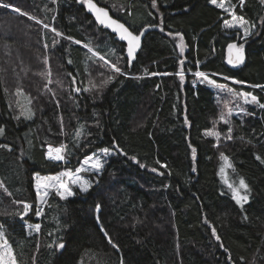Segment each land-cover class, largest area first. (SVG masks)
<instances>
[{"label":"trees","instance_id":"1","mask_svg":"<svg viewBox=\"0 0 264 264\" xmlns=\"http://www.w3.org/2000/svg\"><path fill=\"white\" fill-rule=\"evenodd\" d=\"M95 1L135 33L158 26L149 27L131 64L124 43L77 0H0L11 5L0 6V230L18 264H264V108L195 76L203 72L264 104V89L251 87L264 85V4L231 0L249 21L252 34L243 39L242 30L223 27L231 17L208 0ZM232 42L246 55L235 69L225 64ZM93 52L119 59L123 74ZM61 144L66 159H47V146ZM105 147L113 154L102 158L100 173H87L88 192L73 186L61 200L51 189L37 202L36 173L75 170ZM221 153L231 164L224 173ZM235 178L248 185L242 204L225 183ZM17 201L31 206L27 215ZM35 224L39 232L29 230Z\"/></svg>","mask_w":264,"mask_h":264},{"label":"snow or ice","instance_id":"2","mask_svg":"<svg viewBox=\"0 0 264 264\" xmlns=\"http://www.w3.org/2000/svg\"><path fill=\"white\" fill-rule=\"evenodd\" d=\"M55 2V0H53ZM78 3H81L85 9L91 13L95 21L97 22L98 25L103 26L104 28L111 29L113 33H115L118 36V39L120 41H126L127 43V62L131 64L132 60L135 58V53L141 46V37L143 36L144 32L147 31V27H158L157 25H149L143 28L139 34H135L133 31H130L128 27L125 26V24L120 23L117 19H113L110 15L108 10H106L104 7L98 6L97 3L94 2V0H77ZM208 3L214 5L218 9H222L223 12L227 13L231 19H224L223 21V27L225 29H239L243 31V39H247L248 36H250L252 33L249 31L246 25L249 24V21L246 20L243 16H237L235 14V7L236 5L231 3V0H208ZM244 0H240V4H243ZM261 3L264 4V0H261ZM0 6L3 7H11L9 4H2ZM152 7H156V0H152ZM13 11L20 13L21 15H28L27 13L21 12L19 8H13ZM29 19H36L35 17H32L29 15ZM37 23H40L39 20L36 21ZM45 28H48L49 26L47 24L44 25ZM252 27H255L252 25ZM163 31V28L160 29ZM52 32L55 33L56 36H62L63 34L56 30L55 28L51 29ZM169 35H172L169 33ZM175 35L180 36L179 33H176ZM68 39H71L70 37ZM181 42L176 45L183 53L184 51V45H183V37L181 36ZM56 41H53V44H55ZM75 43L79 44L81 43L80 41H75ZM87 47V46H86ZM228 49V57H227V63L230 65H238L242 64L245 59V53H244V45L243 44H237V43H229L227 46ZM89 51L92 52V49L89 48ZM93 56L98 57L100 61H103L104 66L109 67L113 72L117 74H123L121 68L118 66L119 64V59L115 62L112 63L108 59H106L105 56L100 55L98 52H93ZM45 62H47V58H45ZM71 63V61H69ZM181 66H183L184 61H180ZM176 75L180 77L181 83L184 81V70L183 67H181V71L177 72ZM195 76L197 78H200L201 83H207L208 85L218 88L221 90H226L230 93H233L234 95L238 97H243L244 103L247 104H257L259 107L264 108V104L260 103L259 100L255 95H252L251 93L248 92H239L236 93L234 92L233 89L227 88L226 85L224 84H219L216 83L214 80L209 79L205 73L196 71ZM113 77L110 75L108 76L107 80H104L101 84V86L106 85L109 81H111ZM225 80L232 79L230 77L224 76L223 77ZM73 83H75V80H73ZM233 83H242L239 80H234ZM97 87L96 85H93V88ZM253 88H261L264 89V85H251ZM89 89H84V91H88ZM75 91L79 92L80 89L76 88ZM22 115L25 116V118H31V113H21ZM229 115H231V110H229ZM221 119L225 122L228 123V120L225 117H221ZM188 123L187 118H185V124ZM63 131V129H62ZM0 132H3V129L0 128ZM232 129H228V135L226 136L227 139H232L233 137L231 136ZM82 134V128L78 129L76 132L77 138ZM206 136H216L219 138V133L213 132V131H206L205 132ZM0 147H6L3 145H0ZM66 145L61 144L59 147H52L51 145L48 146V151L46 153V158L52 161H64L66 159L65 155V149ZM113 147L115 148L116 145L113 144ZM191 147V146H190ZM101 153H103L104 156H109L112 155L113 152L110 148H102L99 150ZM119 152V149H117ZM120 154H125L120 152ZM192 154L193 158L195 159L196 156V149H192ZM133 161L136 160V157H130ZM221 159L224 161V166L221 167L220 172L224 173L225 167H231V164L228 163V159L226 156H224L223 153H221ZM257 159H260L258 156ZM159 164L160 162L157 161ZM140 167H145V165L141 164ZM161 167H166V165H161ZM103 168V163L101 161V158L96 155H89L85 157L83 161L80 162V166L75 169V172L71 170H65L61 171L57 175H52V176H40L36 174L34 176V179L36 181L35 188H36V199L37 202H42L45 200V198L49 195V191L51 188L55 189V193L61 200H65L68 197H71L74 195V192L70 185H76L79 188V191L82 193H86L89 191L91 184L88 180L83 179L80 176V173L82 172H94L98 173L100 170ZM196 169L193 168V171ZM152 171H157V169L153 168ZM67 178V182L63 180L62 178ZM225 183L227 184L228 188L232 192V198L236 201L237 204H242V202H247L248 196L242 195L240 193V190L243 189L245 192L248 190V185L245 183L244 179L241 178L239 180L238 187L234 186L231 183H228L227 180H225ZM4 187L2 184H0V188ZM7 191V189H5ZM9 195H11L9 193ZM16 203H23V213H21V216L23 217L24 215H27L28 211L30 210L31 206L25 202L17 201ZM99 205H97V210H99ZM42 212L41 210H37L35 212V215L37 217L41 216ZM34 227L37 232L40 230V224H35ZM101 231H104V229H101ZM105 236L108 238L109 244L112 245L113 248L118 249V245L115 244L111 237L108 236L107 232H104ZM212 235L216 237L217 240H219V236L216 234L215 229L213 228L212 230ZM58 248H63L64 244L60 243L57 245ZM0 264H18L17 257L13 251V248L9 245V242L7 238L5 237V233L0 230ZM121 264H123V260H121Z\"/></svg>","mask_w":264,"mask_h":264},{"label":"water","instance_id":"3","mask_svg":"<svg viewBox=\"0 0 264 264\" xmlns=\"http://www.w3.org/2000/svg\"><path fill=\"white\" fill-rule=\"evenodd\" d=\"M94 2L95 3H97L95 0H94ZM98 4V3H97ZM98 6H100V7H104V6H102V5H99L98 4ZM106 10H108L106 7H104ZM86 10V9H85ZM86 12L88 13V14H90L92 17H93V19L95 20V18H94V16L91 14V13H89L87 10H86ZM108 12H109V10H108ZM109 15L113 18V19H117L120 23H123V24H125L124 22H122L121 20H119L118 18H116V17H114V16H112L111 14H110V12H109ZM96 22V21H95ZM97 23V22H96ZM98 25V24H97ZM100 26V25H99ZM125 26L126 27H128L126 24H125ZM101 27H103V26H101ZM104 28V27H103ZM129 28V27H128ZM145 28V27H144ZM104 29H106L108 32H110L111 34H113L114 35V37H115V39L116 40H118V41H120L119 39H118V36L115 34V33H113L112 31H111V29H108V28H104ZM143 29V28H142ZM141 29V30H142ZM148 29H149V27H147V31H148ZM129 30H130V28H129ZM131 31V30H130ZM147 31H145L144 32V34H143V36L141 37V46H140V48L137 50V52L135 53V58H136V56H137V54H138V52L140 51V49H141V47H142V42H143V39H144V36H145V34H146V32ZM140 32V31H139ZM139 32L138 33H135V34H139ZM121 43H124V46H125V55H126V57H127V43H126V41H120ZM233 43V42H232ZM234 43H237V42H234ZM238 44V43H237ZM228 46V45H227ZM244 53H245V49H244ZM227 57H228V49H227V47H226V49H225V64L228 66V67H230V68H239V67H241L244 63H245V59H246V55H245V59H244V62L242 63V64H238V65H230V64H228L227 63ZM134 58V59H135ZM133 59V60H134ZM133 60H132V62H133ZM131 62V63H132Z\"/></svg>","mask_w":264,"mask_h":264},{"label":"rangeland","instance_id":"4","mask_svg":"<svg viewBox=\"0 0 264 264\" xmlns=\"http://www.w3.org/2000/svg\"><path fill=\"white\" fill-rule=\"evenodd\" d=\"M93 154H96V155H98L100 158H101V161H102V158L104 157V155H103V153H101L100 151H96V152H94V153H92V154H90V155H93ZM85 159V158H84ZM226 169V168H225ZM63 171H65V170H63ZM73 172H75V170H72ZM60 172H58V173H56V174H50V175H44V176H52V175H57V174H59ZM87 173L89 174V173H94V172H82V173H80V176L83 178V179H85V180H88L89 182H90V178L87 176ZM98 173H100V172H98ZM97 173V174H98ZM96 174V173H95ZM38 175H40V174H38ZM40 176H43V175H40ZM63 180H65V182H67V178L65 177V178H62ZM241 178H235V182L233 183V182H231V184H233L234 186H237L238 187V184H239V180H240ZM35 184H36V181H35ZM73 186H76V185H70V187L72 188V190H73ZM77 187V186H76ZM78 188V187H77ZM51 189H53V190H55L54 188H51ZM50 189V190H51ZM79 189V188H78ZM35 190H36V188H35ZM240 193L242 194V195H245L246 194V192L243 190V189H241L240 190ZM47 198V197H46ZM45 198V199H46ZM45 201V200H44ZM43 201V202H44ZM34 226V225H33ZM29 230L30 231H36L35 230V228L34 227H31V228H29Z\"/></svg>","mask_w":264,"mask_h":264},{"label":"crops","instance_id":"5","mask_svg":"<svg viewBox=\"0 0 264 264\" xmlns=\"http://www.w3.org/2000/svg\"><path fill=\"white\" fill-rule=\"evenodd\" d=\"M36 174H38V173H36ZM36 174H35V175H36ZM35 175H34V176H35ZM40 175H43V176H44V174H40ZM34 184H35V179H34ZM48 196H49V195H48ZM48 196H47V198H48ZM47 198H46V199H47ZM46 199H45V201H46ZM45 201H44V202H45ZM44 202L42 201V205H43Z\"/></svg>","mask_w":264,"mask_h":264},{"label":"built area","instance_id":"6","mask_svg":"<svg viewBox=\"0 0 264 264\" xmlns=\"http://www.w3.org/2000/svg\"><path fill=\"white\" fill-rule=\"evenodd\" d=\"M49 146V145H48ZM48 146H47V151H48ZM60 145H58V146H56V147H59ZM53 147V146H52ZM47 151H46V153H47Z\"/></svg>","mask_w":264,"mask_h":264},{"label":"bare ground","instance_id":"7","mask_svg":"<svg viewBox=\"0 0 264 264\" xmlns=\"http://www.w3.org/2000/svg\"><path fill=\"white\" fill-rule=\"evenodd\" d=\"M16 113V112H15ZM14 114V113H13Z\"/></svg>","mask_w":264,"mask_h":264}]
</instances>
